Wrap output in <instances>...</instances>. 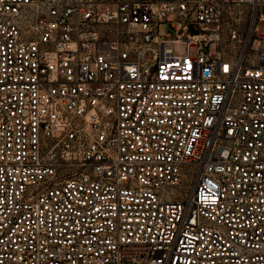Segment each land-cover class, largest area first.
Instances as JSON below:
<instances>
[{
  "label": "built area",
  "instance_id": "obj_1",
  "mask_svg": "<svg viewBox=\"0 0 264 264\" xmlns=\"http://www.w3.org/2000/svg\"><path fill=\"white\" fill-rule=\"evenodd\" d=\"M262 4L0 0V264H264Z\"/></svg>",
  "mask_w": 264,
  "mask_h": 264
},
{
  "label": "rangeland",
  "instance_id": "obj_2",
  "mask_svg": "<svg viewBox=\"0 0 264 264\" xmlns=\"http://www.w3.org/2000/svg\"><path fill=\"white\" fill-rule=\"evenodd\" d=\"M258 10L264 14V4H262L261 6L258 7ZM243 27V24H242ZM259 27L260 29L258 30L259 33H262L264 31V22H260L259 23ZM158 30L162 33L167 32V31H171V27L166 24V23H159L158 24ZM256 45V39L253 40V46ZM184 177V176H183ZM187 180L186 177H184V182ZM181 192H183V188H181Z\"/></svg>",
  "mask_w": 264,
  "mask_h": 264
}]
</instances>
